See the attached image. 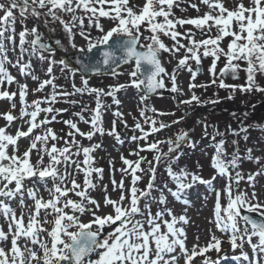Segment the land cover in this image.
Wrapping results in <instances>:
<instances>
[{
    "label": "snow or ice",
    "instance_id": "snow-or-ice-1",
    "mask_svg": "<svg viewBox=\"0 0 264 264\" xmlns=\"http://www.w3.org/2000/svg\"><path fill=\"white\" fill-rule=\"evenodd\" d=\"M183 2L184 0H144L142 6H129V0L0 2V87L5 82L11 85L16 80L6 67L12 61L8 58L9 49L5 40L11 42V50L14 51L17 21L19 19L23 25L29 17L35 18L38 23L42 21L44 27L48 26L50 20L58 22L67 34L72 48H77L74 42L76 36L82 37L86 44L78 49L80 52L90 53L104 46L102 59L96 64L79 62L85 71L101 74L103 67H107L113 75H122L123 73H117L112 66L134 65L128 73L131 78L129 84L111 86L105 91L103 88L90 87L89 80L82 75V87H77L75 76L80 69L70 68L64 59H55V50L41 42L42 36L37 26L29 29L25 25L18 33L21 57L27 51L30 55L39 53V60L48 61L46 71L49 78L40 81L33 92H43L49 85L52 90L49 95L29 104L28 85L20 84V116L12 113V109L16 108L15 103L2 114L8 125L18 119L24 120V117L30 119L24 121L27 130H21V125L15 134H10L6 127H0V218L3 220L0 223V264H180L181 259L183 264H193L198 256L205 257L201 264H220V259L224 257L213 261L206 253L213 249L220 253L222 239L212 234L207 244L201 246L197 236V243L189 249L186 244L187 232L183 226L189 223L188 217L186 214L177 216L167 207L168 200L164 189L176 201L187 205L190 201L184 198L185 194L196 184L208 185L215 192V225L221 233L228 236L233 252L240 249V255L235 258L246 264H264V219H256L250 215L255 213L264 218V200L260 199L255 190L256 176L264 175V171L248 174L247 183L252 188L251 192L240 189V182L245 179L244 174L241 171H235V175L229 172V168L238 169L242 159L238 141L232 142L236 145V150L227 160L226 141L221 139L215 143L212 166L220 176L227 178L223 189L227 203L226 206L222 205L221 191L212 186L215 176L206 180L186 168L174 170L173 165L184 155L182 147H195L196 142L190 139L188 131L181 130L175 139L169 137L148 142L150 135L179 124L184 119L183 116L165 123L145 114L149 111L156 116L175 113L161 112L147 106L142 108L140 116L144 118V124L149 125V130L145 131L139 121L135 123L133 131L139 130L141 135H133L131 140L145 141L144 145H138L137 150L130 153L138 159L133 161L121 157L127 167L120 169V181L115 179L114 169L112 172V190L119 189V197L113 199L108 195L107 185H102L105 193L103 204L91 195L98 187L93 180V174H96L98 180H103L104 169L94 166L95 158L92 155L101 145L93 143L84 146L76 137L92 141L97 134H107L114 135L120 143L124 142L115 131V120L111 129L104 127V112L110 106L102 102V96H111L113 103L119 106L116 93L126 87H134L144 92L141 99L146 100L158 89L165 88V77L171 81V91L183 95V90L177 84V76L184 69L191 73L193 82L188 85L190 91L197 87L207 88L210 85L196 84L194 81L200 74L202 58L209 57L212 58L209 67L211 84H217V64L221 58L225 60L224 66L219 69L218 87L231 90L228 99L234 98L237 89L242 93H264V87L257 81L258 74L264 76V0H247V3L237 0L232 8L226 7L224 0H200L209 11L202 16L186 19L176 17L173 12L174 6L179 7ZM190 6L199 11L196 4ZM78 12L83 15H77ZM65 14L70 16L67 21L64 19ZM85 17L88 20L87 30L84 26ZM101 18H107L112 26L106 30ZM178 25L181 28L191 25L206 38L197 39V33L191 28L184 32L177 31ZM93 26L100 35L92 36ZM213 29L215 35L212 34ZM29 36L34 38L29 40ZM162 36L173 41L171 47ZM225 38H230L226 48L222 46ZM182 40L187 43H182ZM59 43L57 40V44ZM26 44L28 48H25ZM182 49L184 54L169 73L162 62L161 54L168 53L176 57ZM45 52L49 55L45 56ZM189 61H194L197 67L193 69ZM55 65L61 66L62 74L66 70L70 73L73 80L72 92L58 90L59 86L55 83L57 77L53 75ZM13 66L18 67L21 74L31 75L30 62L22 63L18 58ZM240 71L246 73L245 84L225 83V78L229 76L233 80L239 79ZM32 79L37 80L38 77L32 76ZM85 93L95 94L96 98V107L91 109L90 119H85L83 115L89 110L87 107L72 115L88 124L89 131H82L73 119L62 121L69 129L63 136L47 127L57 121V116L68 111L66 108L54 107L59 102V97ZM16 96V92L0 91V100L13 101ZM194 101L198 104L216 103L218 99L201 101L192 91L190 99L180 101L177 106L191 105ZM65 102L71 105L79 103L77 100L67 99ZM44 104L48 106L42 107ZM41 113L45 115L38 120ZM112 114L114 117H123L120 111ZM204 128V136L207 137L208 125ZM36 129H41V132L33 135ZM240 131L247 132V128L242 127ZM217 135L222 134L214 130L213 141H216ZM233 135H239V132L233 130ZM21 138H30L29 146L23 152L20 151L18 143ZM61 141L63 146H58ZM164 144L168 146L167 151L161 148ZM144 151L155 152L153 159L148 160L141 156L140 153ZM246 152L244 158L253 160L252 149L249 148ZM33 155L36 156L34 162ZM81 155L83 160L79 159ZM259 161L260 158L255 157V162ZM142 164H146L147 168H142ZM161 165L165 166L168 177L175 183V190L166 183L162 188L157 187V170ZM81 174L82 183L77 180ZM128 175L131 176V186L126 189L123 177ZM145 175L149 177L147 186L138 188L137 183ZM26 181H30V185ZM41 188L47 193V198ZM126 191L128 195H125ZM153 191L159 195L153 196ZM153 204L163 207L153 213ZM106 208L111 210L105 212ZM244 212L249 214H243ZM85 215L89 217L87 221L82 219ZM245 245L250 248L251 255L244 250Z\"/></svg>",
    "mask_w": 264,
    "mask_h": 264
},
{
    "label": "rangeland",
    "instance_id": "rangeland-1",
    "mask_svg": "<svg viewBox=\"0 0 264 264\" xmlns=\"http://www.w3.org/2000/svg\"><path fill=\"white\" fill-rule=\"evenodd\" d=\"M3 2V0H0ZM225 6L228 8L234 7L237 0H224ZM247 3V0H244ZM144 0H129V6H142ZM191 4H196L199 8V11L196 8L191 7ZM181 9H185V11H181ZM209 11V8L202 4L200 0H184L183 3H180L179 7L173 8L174 15L176 17L186 19V18H196L197 16H202L206 12ZM77 15H83V13L78 12ZM64 19L67 21L70 19L68 14L64 15ZM101 23L105 26L107 30L112 26L111 21L107 18H101ZM31 29L34 26L38 27L39 32L42 36V43L49 45L52 49L55 50V59L66 60L67 52H76L80 47L85 46L86 42L79 35L75 38V44L77 48H72L71 44L68 41L67 34L64 32L62 26L58 22H51L47 27L43 26L42 21L38 23V21L29 17L24 21L22 25L18 19L16 24V47L15 50H11L12 45L11 42L5 40V44L8 47L9 51L7 53L9 60L12 61V64H6L9 72L16 78L13 84L9 85L7 82L0 87V91L7 90L9 92H16L17 96L13 101H8L7 99L0 100V127H6L7 131L10 134H15L17 128L23 125L21 130H27V124L24 121L30 119L29 117H24V120H16L13 121L11 125L7 124V121L3 117V113L7 112L11 108V104L15 103L16 108L12 109V113L14 116H20V109L22 107L19 99V85L27 84L28 85V96L27 101L30 104L33 100L41 99L44 96H47L51 93V86L45 87L43 92H33L39 86L40 81L48 79L47 75V67L48 61L39 60V53L36 55H30L29 52L23 53L21 57L20 48H19V36L18 33L23 30L24 26ZM84 26L87 30L88 20L85 17ZM195 28L191 25H185L181 28L179 25L177 26V31L184 32L188 29ZM76 31V29H74ZM213 34V33H212ZM100 35L97 29L93 26L92 28V36L95 37ZM200 37V36H199ZM197 37V39L199 38ZM34 37L29 36L28 39H32ZM143 39V37H142ZM200 39V38H199ZM57 40L60 41L57 44ZM170 40V39H169ZM230 38H225L222 42V46L226 48ZM182 43H187L186 40H182ZM173 44V41L168 44L169 47ZM29 46L26 44L25 48ZM183 49L180 53L176 55V57L170 56L168 53H162L161 58L164 66L167 68L168 72L171 73L172 69L176 66V63L180 56H182ZM45 56L49 54L47 52L44 53ZM20 58L22 63H31L32 67L30 69L31 75H23L19 72L18 67H14L16 60ZM204 60V61H203ZM168 61H171L170 63ZM68 62V61H67ZM192 64V67L195 65L194 61H189ZM202 63L204 65V74L202 76H197L194 81L196 84H208L210 85L207 88L197 87L192 89L191 91L188 88V85L192 83L191 73L187 71V69L181 70L177 76V84L183 90V95L180 93H173L171 91V81L168 77L164 78L166 89L169 90L166 94H156L152 97H149L146 100H142L143 92L134 88V87H126L119 92L116 93V98L119 99L120 105L117 106L113 103V98L111 96H102V102L110 106L104 112V127L105 129H111L113 120H115V131L119 134L120 139L123 140V143H120L116 137L109 136L107 134L101 136L97 134L93 137L92 141H89L85 138L77 136V140H79L84 146H90L93 143L100 144L101 147L96 149L92 155L95 158L96 167H100L104 169L103 180L100 181L97 179L96 174H93V180L97 183V190L91 192V195L96 198L98 201L103 204L104 191L102 185L108 186V195H110L113 199H117L120 195L119 189L116 191L112 190L111 178L113 169L115 170V179L120 181L122 178V173L120 172L121 168L127 167L123 164L121 157L123 156L129 160H137L138 157L135 155H130V153L137 150L138 145H144L145 141H132L131 137L133 135L140 136L141 133L139 130L133 131L135 127V123L139 121L141 125L145 128V131L149 130V125L144 124V118L140 116V111L145 106L149 108H155L158 111L166 112V113H175V115H165V116H156L155 113L149 111L145 115L154 116L158 121L162 120L165 123H169L172 120H176L181 116L184 119L179 123L172 125V127L164 129L159 133H155L148 137V142H152L156 139H167L171 137L175 139L177 133L181 130L188 131L189 137L192 141L196 142L195 147L183 146L182 151L184 155L181 156L180 160L176 165H173L174 170H178L179 168H186L189 172H194L200 176H202L206 180H211L213 176L216 177L215 180L212 181V186L221 191V203L226 206L227 200L223 194V189L227 183V178L220 176L217 170L212 166L213 157L215 156V147L214 144L218 143L221 139H226L225 149L228 153L227 159H230L233 152L236 150V145H234L233 141H238L239 145V155L242 159L239 162L238 169L229 168V172L235 175V171H241L244 174L245 179L240 182V189L247 190L248 192L252 191V188L249 187L247 183V176L249 173H256L258 171H264V100L259 101V97L255 91L251 93H244L245 95L239 94L241 91L236 90V95L233 99H228V97H223L221 94V88L218 87L219 83V69L224 66L225 60L222 58L221 62L217 64V84H211L212 76L209 72V67L211 65V61H207V58H202ZM134 65L128 64L122 67L117 71V73H123L122 75H113L110 74H95L90 77H85L89 80L90 87L103 88L105 91L109 90L111 86L119 85V84H129L130 77L128 73L132 70ZM60 65H55L53 67V75L57 77L55 83L59 86L58 90H66L68 92H72V77L70 73L66 70L63 74L60 71ZM70 68H77L69 63ZM239 79H243L245 73L240 71L238 73ZM32 76L38 77L37 80L32 79ZM81 76L82 73L79 71L75 76V84L77 87H82L81 84ZM236 80H233L230 76L225 78L226 83L232 84L235 83ZM192 91L195 92L197 96L200 97L201 101H211L219 99L218 96L223 98V100L227 101V105L217 107V103L221 105L220 101L216 103H196L195 101L191 105H183L181 104L179 107L177 106L180 101L188 100L191 97ZM223 92V91H222ZM142 93V94H141ZM67 100H77L79 103L76 105H71L65 102ZM222 100V99H220ZM58 101L54 107L55 108H66L67 112L62 113L57 116V121L53 122L47 127H51L54 129L59 135H65L69 129L67 125H65L62 121L67 119H73L78 123L79 128L82 131H89L90 126L85 124L83 121L79 120V117L73 116L72 113L80 112L82 108L87 107L89 110L83 113L85 119H90L92 112L91 109L96 107V98L95 94H76L74 96H69L66 98L59 97ZM213 104V105H212ZM235 105L236 109H240L243 105L244 110L251 116L250 122L245 124H239V129H236V132H239V135H233V131L230 130L231 126L228 124L226 116H222L221 113L225 112L228 106ZM42 107H47L48 105H41ZM210 107V108H207ZM212 109V111H211ZM31 111V109H29ZM120 111L123 113L122 118L114 117L113 112ZM258 112V113H257ZM257 114V115H256ZM44 113L40 114L39 119L44 117ZM256 115V116H254ZM49 118H51L49 116ZM241 121L240 118H236ZM208 125L207 131L209 135L207 137L204 136L205 128L204 126ZM158 126V125H157ZM237 127V126H236ZM244 127L247 128V132L240 131V129ZM214 130H218L222 135L216 136V141L212 140V135L214 134ZM232 131V135H230ZM41 129L34 130L33 135L39 134ZM245 136L247 139H245ZM20 144V151L23 152L28 148L30 143V138H21L18 142ZM58 146H63V142L61 141ZM167 144L161 145V148L164 151H167ZM252 149L253 160H248L246 157V150ZM11 150V148H10ZM141 156L147 157L148 160H152L155 152L152 151H144L140 153ZM255 157H259V163L255 162ZM33 162L36 159V156L32 157ZM47 160V157L45 158ZM80 160H83V155L79 157ZM142 168H147L146 164L141 165ZM140 175V173H137ZM125 188H129L131 186V176H124ZM148 176H144L141 181L137 183L138 188H145L148 183ZM78 182L83 181V175L77 177ZM30 181H26V184L30 185ZM157 187H163L166 183L169 188L175 190V183L168 177L167 172L165 171V166L161 165L157 170V179H156ZM235 188L236 186L233 185ZM255 190L260 197L261 200H264V175L256 176V184ZM41 192L47 198V193L43 192L41 188ZM164 194L167 197L168 204L167 207L173 210V213L177 216L185 215L188 217L189 223L187 225H183L187 232V247L191 249L193 244L197 243V236L199 237V245L204 246L210 240L212 234H215L217 237L222 239L221 251L217 253L214 249L206 253L207 257H210L213 261L220 259V264H246L241 259H236L235 257L240 255V249H236L235 252L231 249L230 243L228 242V236L221 233L215 225L214 218V207H215V192L211 190L208 185L204 184H196L193 188L189 189L185 194L186 199L190 201L189 204L185 205L182 202H178L175 198L164 189ZM235 194V193H234ZM125 195H128L127 191ZM153 196H158L159 193L153 191ZM31 203V201H29ZM143 203V202H142ZM15 206V205H14ZM163 207L156 204H153L152 211L155 213L158 208ZM110 208L104 209L105 212L110 211ZM139 218V217H137ZM169 218L170 217H166ZM85 221L89 219L87 215L82 217ZM0 223H3L2 218H0ZM114 227V226H113ZM107 230V229H106ZM255 242V238H254ZM244 250L249 252L251 255L250 248L245 245ZM179 251V250H178ZM205 259V257H197L193 264H201V262ZM180 264H183V259H181Z\"/></svg>",
    "mask_w": 264,
    "mask_h": 264
},
{
    "label": "trees",
    "instance_id": "trees-1",
    "mask_svg": "<svg viewBox=\"0 0 264 264\" xmlns=\"http://www.w3.org/2000/svg\"><path fill=\"white\" fill-rule=\"evenodd\" d=\"M135 10V9H134ZM196 33H197V35H196V38L197 37H199L200 39H202V38H206L205 36H203L201 33H200V31L199 30H194ZM145 35H148V33L147 32H145ZM213 35H215V29H213ZM164 41H165V43L168 45L170 42H172V40L170 39L169 40V38L168 37H164V36H162L161 37ZM198 38V39H199ZM227 39V38H226ZM141 40H142V42H144L143 41V39L141 38ZM223 42V41H222ZM207 61H212V58H207ZM221 61H222V58H221ZM221 61H219V62H221ZM257 81H258V83L262 86V87H264V76H260L259 74L257 75ZM245 82H246V73H245V76H244V78L243 79H240V80H236L235 81V84H245ZM225 83H226V81H225ZM221 90L223 91H221V95L223 96V97H228L229 96V93H230V89H222L221 88ZM239 91V90H238ZM256 92V91H255ZM239 94H241V95H245L244 93H240L239 92ZM256 94L258 95V96H260L259 97V101H261V100H264V93H262V92H256ZM235 95H236V93H235ZM235 97V96H234ZM218 100L220 101V103H221V105H219V103H217V107H220V106H224V105H227V101H225V100H223V98H221L220 96H218ZM220 99H222V100H220ZM214 104V103H213ZM212 104V105H213ZM207 108H210V107H207ZM211 111H212V109H211ZM258 113V112H257ZM221 115L222 116H226V118H227V121H228V124H230V126H231V128H230V130H236V129H239V127H238V125L239 124H245V123H248V122H250V118H251V116L244 110V108H243V105L241 106V108L240 109H236L235 108V105H232V106H228L227 107V109L225 110V112H222L221 113ZM257 115V114H256ZM256 115H254V116H256ZM236 118H240V120L241 121H239V120H237ZM237 126V127H236ZM232 131H231V133H230V135H232ZM226 139H228L227 137H225ZM225 139V140H226Z\"/></svg>",
    "mask_w": 264,
    "mask_h": 264
},
{
    "label": "water",
    "instance_id": "water-1",
    "mask_svg": "<svg viewBox=\"0 0 264 264\" xmlns=\"http://www.w3.org/2000/svg\"><path fill=\"white\" fill-rule=\"evenodd\" d=\"M104 50V46H101L100 48L98 49H94L92 52H80V51H77L76 53H68L67 54V60L70 64L72 65H75L77 66L80 71L83 73L84 76L86 77H89L91 75H94V74H97L93 71H85L82 67V64L79 63L80 61L83 62V64H96L98 61H100L102 59V56H101V52ZM124 64H121L119 67H117L116 65H113L112 67L116 68V71L118 69H120L121 67H123ZM197 66H194V69L196 68ZM201 71H200V74L198 75H203V66L202 64L199 66ZM102 73H112L111 69L107 68V67H103V71ZM159 92H162V93H167L168 91L163 88V89H158L155 93L151 94L150 96H153ZM149 96V97H150ZM243 214H246L248 215L249 213L247 212H244ZM252 215L254 218L256 219H264V218H261L259 216H257L256 214L252 213L250 214Z\"/></svg>",
    "mask_w": 264,
    "mask_h": 264
}]
</instances>
